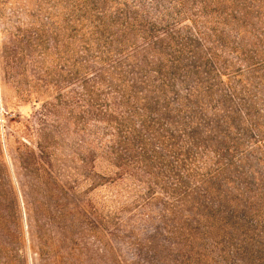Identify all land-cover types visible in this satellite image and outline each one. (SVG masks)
Returning <instances> with one entry per match:
<instances>
[{
	"label": "rangeland",
	"instance_id": "1",
	"mask_svg": "<svg viewBox=\"0 0 264 264\" xmlns=\"http://www.w3.org/2000/svg\"><path fill=\"white\" fill-rule=\"evenodd\" d=\"M80 5L0 0V264H264L262 24L229 0Z\"/></svg>",
	"mask_w": 264,
	"mask_h": 264
},
{
	"label": "trees",
	"instance_id": "2",
	"mask_svg": "<svg viewBox=\"0 0 264 264\" xmlns=\"http://www.w3.org/2000/svg\"><path fill=\"white\" fill-rule=\"evenodd\" d=\"M81 0H70L71 3V7H72V15H71V19L72 22H78L80 20V18L82 17V13H84L85 9L83 10V5H80ZM82 7V8H81ZM229 7H230V11H231V18H234V15L236 14H240L242 16V18H247V16L252 13L255 15V19L257 20V23L262 24V28L261 29V35L264 36V0H229ZM75 12V14H74ZM85 14V13H84ZM86 15V14H85ZM129 29H132V27L127 28V27H120V31L124 36V38H126V35L124 34L127 31H130ZM120 35V36H121ZM128 35H130L128 33ZM140 38H145L143 35L140 36ZM132 46L134 47V43H131ZM131 46V47H132ZM128 47H130V45H128ZM137 52V51H136ZM135 53V52H134ZM191 95V94H188ZM139 115L144 116V114L146 113V115L148 116L149 111L151 109V105H149V107H145L144 108H139ZM135 110V109H134ZM161 111H157L156 113L153 114V120H151V122L157 120V119H161ZM156 118V119H155ZM113 125L112 130L114 135L116 134V136H112L110 135V139L108 141L109 145L106 147L105 146V152L107 153H122V152H127V149H131V141L129 142L126 137H121V135L118 136V134H120L119 129L120 126H116L115 123H112ZM190 125V122H188L187 124H185V130L184 132H182L179 136L180 138L183 140H187V143L185 145V148H190V149H198V145L196 143V141H198L195 137H193V134L188 133L186 130L189 128L188 126ZM140 129L144 130L145 128V124L144 122H140L139 123ZM143 127V128H142ZM210 127V131L212 130L211 126ZM207 132L208 129L206 130ZM140 151L143 152L142 147H140ZM206 153H217V150L212 149L211 147H209L207 150H205ZM178 153H183L182 149L180 147H178ZM189 155L187 156H183L181 154H178V167L180 168V164L183 163L182 169L183 172H190L191 169H189ZM188 162V163H187ZM185 163V164H184ZM185 167L187 169H185ZM188 178H190V175L188 174ZM211 180H215L218 182L219 184V188L223 185H227L228 186V182L226 177L224 176V170H222V168H215L211 171V173H208V175L205 178V181H203L202 183H205L207 181H211ZM230 190H235L233 187H231L230 185ZM213 191V190H210ZM186 193H190L192 191H190V188L185 190ZM217 192V191H215ZM241 194H236L234 195H230V193L226 192L223 193V201L226 200L227 203H231L234 206L238 207L241 203H244V200L246 198L241 197Z\"/></svg>",
	"mask_w": 264,
	"mask_h": 264
}]
</instances>
